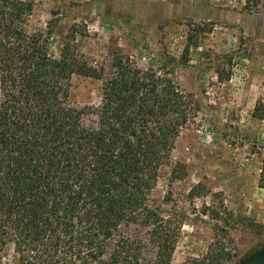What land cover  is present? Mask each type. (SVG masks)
Wrapping results in <instances>:
<instances>
[{
    "label": "trees",
    "instance_id": "1",
    "mask_svg": "<svg viewBox=\"0 0 264 264\" xmlns=\"http://www.w3.org/2000/svg\"><path fill=\"white\" fill-rule=\"evenodd\" d=\"M31 12L0 0V242L15 264H169L178 228L151 192L197 112L173 60L141 69L112 48L90 65L70 42L53 59ZM73 76L100 83L97 107L71 106ZM218 243L190 263L236 264Z\"/></svg>",
    "mask_w": 264,
    "mask_h": 264
},
{
    "label": "rangeland",
    "instance_id": "2",
    "mask_svg": "<svg viewBox=\"0 0 264 264\" xmlns=\"http://www.w3.org/2000/svg\"><path fill=\"white\" fill-rule=\"evenodd\" d=\"M19 1L32 8L26 30L48 34L53 59L70 42L90 65L107 66L112 48L141 69L173 60L197 112L151 192L178 228L169 264L219 253L218 241L238 261L264 249V0ZM99 101L98 81L71 78V106ZM12 255L0 242V264H15Z\"/></svg>",
    "mask_w": 264,
    "mask_h": 264
},
{
    "label": "water",
    "instance_id": "3",
    "mask_svg": "<svg viewBox=\"0 0 264 264\" xmlns=\"http://www.w3.org/2000/svg\"><path fill=\"white\" fill-rule=\"evenodd\" d=\"M236 264H264V249L249 254Z\"/></svg>",
    "mask_w": 264,
    "mask_h": 264
}]
</instances>
